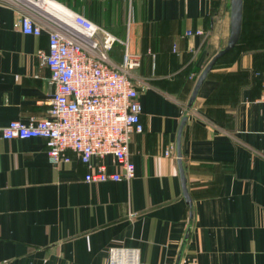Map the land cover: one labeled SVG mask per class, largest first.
Instances as JSON below:
<instances>
[{"label": "crops", "instance_id": "0c3cea01", "mask_svg": "<svg viewBox=\"0 0 264 264\" xmlns=\"http://www.w3.org/2000/svg\"><path fill=\"white\" fill-rule=\"evenodd\" d=\"M61 6L126 40L139 60L131 76L145 127L129 147L136 176L87 181L75 154L55 165L44 139L0 136V264H107L111 247L136 249L138 264H264V0H243L239 41L192 106L199 74L228 43L231 0H0V126L47 116L55 87L37 51L62 27ZM24 14L41 35L21 30ZM124 47L113 49L115 61ZM186 114L191 204L176 145ZM93 163L120 170L113 155Z\"/></svg>", "mask_w": 264, "mask_h": 264}, {"label": "built area", "instance_id": "2783aa9c", "mask_svg": "<svg viewBox=\"0 0 264 264\" xmlns=\"http://www.w3.org/2000/svg\"><path fill=\"white\" fill-rule=\"evenodd\" d=\"M61 7L57 14L62 27L49 30L48 48L37 51L55 87L47 116H31L27 122L11 120L0 126V136L9 140L44 139L49 162L55 165L71 161L75 154L88 167L87 181H129L136 176L129 155L131 140L145 127L139 91L131 76L139 60L126 40L84 14ZM17 25L34 35H41L44 28L29 14L22 15ZM117 43L125 46L121 61L111 55ZM172 148L165 154L171 155ZM105 155H113L120 170L110 171L103 163H93L95 156ZM138 262L136 249L110 248L107 264Z\"/></svg>", "mask_w": 264, "mask_h": 264}, {"label": "water", "instance_id": "95a60500", "mask_svg": "<svg viewBox=\"0 0 264 264\" xmlns=\"http://www.w3.org/2000/svg\"><path fill=\"white\" fill-rule=\"evenodd\" d=\"M231 20H230V36L227 45L219 50L216 54L212 56V58L208 61L206 66L203 68L201 73L199 74L197 78V82L194 85L190 100H189V106H192L196 100L198 92L203 84L205 82L209 72L217 62V60L223 56L225 53H227L229 50H231L239 41V38L241 36L242 32V20H243V0H231ZM188 120V115H184L178 130V136H177V156L180 166V172L182 177V185L184 190V195L187 198V201L191 204V199L187 190V179L184 171V167L182 164V147H181V137L182 132L184 129V126Z\"/></svg>", "mask_w": 264, "mask_h": 264}, {"label": "trees", "instance_id": "16d2710c", "mask_svg": "<svg viewBox=\"0 0 264 264\" xmlns=\"http://www.w3.org/2000/svg\"><path fill=\"white\" fill-rule=\"evenodd\" d=\"M116 45H117V44H116ZM116 45H115V47H116ZM115 47H114V48H115ZM114 48H113V49H114ZM113 51H114V50L111 51V55H112V57L114 56V52H113ZM123 51H124V49H123ZM117 54H118V53H116L115 55H117ZM114 57H115V56H114ZM121 59H122V57H121ZM120 61H121V60H120Z\"/></svg>", "mask_w": 264, "mask_h": 264}, {"label": "bare ground", "instance_id": "6f19581e", "mask_svg": "<svg viewBox=\"0 0 264 264\" xmlns=\"http://www.w3.org/2000/svg\"><path fill=\"white\" fill-rule=\"evenodd\" d=\"M55 4V3H54ZM47 5V7L49 8V9H51V10H55L54 9V7L53 6H51L50 4L48 5V4H46ZM56 15V14H55Z\"/></svg>", "mask_w": 264, "mask_h": 264}]
</instances>
